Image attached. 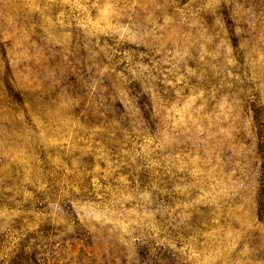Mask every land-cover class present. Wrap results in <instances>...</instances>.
<instances>
[{
	"label": "rangeland",
	"instance_id": "obj_1",
	"mask_svg": "<svg viewBox=\"0 0 264 264\" xmlns=\"http://www.w3.org/2000/svg\"><path fill=\"white\" fill-rule=\"evenodd\" d=\"M0 264H264V0H0Z\"/></svg>",
	"mask_w": 264,
	"mask_h": 264
},
{
	"label": "trees",
	"instance_id": "obj_2",
	"mask_svg": "<svg viewBox=\"0 0 264 264\" xmlns=\"http://www.w3.org/2000/svg\"><path fill=\"white\" fill-rule=\"evenodd\" d=\"M138 105L143 112V118L150 123L149 118L152 111L150 110V104L146 101V97H140ZM150 126L152 127V124H150Z\"/></svg>",
	"mask_w": 264,
	"mask_h": 264
}]
</instances>
